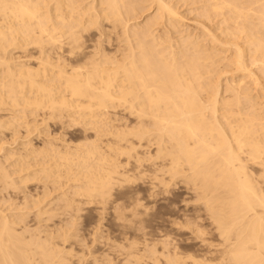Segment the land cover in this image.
I'll return each instance as SVG.
<instances>
[{"label": "bare ground", "instance_id": "obj_1", "mask_svg": "<svg viewBox=\"0 0 264 264\" xmlns=\"http://www.w3.org/2000/svg\"><path fill=\"white\" fill-rule=\"evenodd\" d=\"M185 1L203 3L205 11L201 17L208 22L219 18L218 33L214 27L210 30L207 24H202L206 28L202 35L210 38L214 47L226 44L227 49H234L227 52H230L227 58L221 55L228 60L231 73L240 74L226 91L221 79L219 82L218 77H212L216 51L220 48L202 43L205 39L201 36L199 39L198 32L197 36L185 33L184 37L179 34L178 40L172 42L169 37L166 41L164 32L178 30L175 21L185 17L180 15V7L177 8L174 0H0V135L5 128L10 131L13 127V139H9L19 141L12 144L14 150L10 148L3 154L9 160L14 159L6 162L15 167L13 172L17 175L22 173L19 179L24 184H29L31 179H39L36 182L40 184L45 178L44 190L40 189L43 194H37L30 204L32 209L37 208L41 219L54 214L53 209L60 204L55 207V200L61 197L66 206L76 210L80 197L88 200L99 197L105 202L104 197L109 196L107 193L117 179L133 177L129 176L131 168L140 170L150 164L156 167V173L177 175L178 181H191L197 186L199 199L205 201L212 218L219 224L225 243L230 242L227 254L221 252L228 255L227 260L232 259L235 264H264V0ZM142 2H149V7L140 5L141 11L154 6L151 12L154 13L148 15L143 25L142 21L134 22L130 30L128 22L139 18L142 12L138 5ZM154 21H161L168 30L164 26L163 35L160 29V35L154 34ZM105 23H110L113 31L117 26L125 29L128 38L123 36L127 44L121 55H118L119 49L116 55H111V47L107 48L115 45L113 41L117 39ZM178 47L182 49L177 51ZM38 54L44 56L38 57L41 60L36 59L38 64L34 65L31 61ZM247 77L251 81H246ZM228 90L230 94H224ZM51 118L53 123L59 119L61 130L66 125L69 128L79 125L83 139L73 144L66 132L56 136L49 127ZM41 123L46 127L41 130L42 125L38 133L35 129ZM17 125L25 128L28 137L22 142L16 136L22 132ZM34 131L42 144H35ZM3 135L0 149L2 142L7 143ZM7 145L11 146L7 143L4 147ZM1 158L0 180L9 188L14 187L17 180H12L13 172L8 171L7 163ZM251 164L257 167V172L252 171ZM49 182L55 186L58 196L51 197ZM21 189L24 188L21 186ZM11 200L9 203L14 202ZM8 201L3 202L4 207ZM2 205L0 264H63L56 262L60 259L56 255L61 246H53V241L49 243L51 246L47 241L42 244L34 241L38 232L29 237L25 235L34 220L24 224L23 206H19L22 212L17 206L15 211L20 213L10 214V208L6 211ZM62 231L67 232L64 228ZM53 233H48L50 240ZM180 255L182 259L184 256ZM170 258L169 264L174 261ZM191 258L194 264L200 261ZM181 259L177 258V264H186L188 259ZM207 260L202 263L211 264L212 259L210 263Z\"/></svg>", "mask_w": 264, "mask_h": 264}, {"label": "rangeland", "instance_id": "obj_2", "mask_svg": "<svg viewBox=\"0 0 264 264\" xmlns=\"http://www.w3.org/2000/svg\"><path fill=\"white\" fill-rule=\"evenodd\" d=\"M175 2L178 3L176 5L177 8L178 7L181 8V9L180 8L178 9L179 12L182 13V14L180 13V15L181 16L183 15V17L185 15L184 18L181 17V18H183V20L185 22H183L182 19H179L180 21H178V20L175 21V22H177V24L179 25L181 30L177 25L178 30L176 28L171 29V31H173V35L171 34L172 32L170 30H169L170 33L168 32V34H167V31H166V34H165L164 28L166 26L161 24V21L160 22L154 21L152 23L153 24L152 28H154L153 30L155 32H153V33L160 35V34H158V32L161 30L159 33H162V35H163V32H164V36L166 37L165 38L166 41H169L167 39L170 37V40L172 42L175 41L176 38L178 40L180 37H184L185 35H188V33H190L193 36H197V34L199 33L198 34L199 39H202V38H203L202 40L205 39L202 43H205L207 46L213 47L215 49L220 48L219 50L217 49V51H216L217 56L215 57V60H216L215 63L217 61L218 62L216 64L214 63L215 66L213 64L214 69L212 70V73H213L212 77L213 76L215 78L218 77L219 82L222 81L221 84H222L223 90L225 89L224 91H226L228 86H229V83L233 84V82L236 79L240 78L239 73H238L239 75L236 73H234V74L231 73V71H230L231 69L229 68V63H227L228 60L226 59L227 56H230V52H233L234 49L233 48L232 49L230 48L231 50L227 49L228 46L226 44H222L223 46H220V44H217V45L215 44L216 47H214V45H213L214 42L209 40L210 38L204 37L202 35V34H205L204 32L206 30V28H205V30L203 29L204 25L202 28V24H205V25L207 24V28H209V29H210V27H211V29H212V27H214L215 28V29L213 28L214 32L216 31L218 33V29L216 30V26H218V24H217L218 22H216V21L219 20V18H217V20H216V18H214L212 21L210 20V22H208V20H205L204 18H202L201 16H202L203 12L205 11V8L202 7L203 3H201L202 4L201 5L200 2H198L199 3V7H198V3L197 4L192 3L191 1L190 2L185 1L186 4H185L184 0L183 1L181 0L180 4H179L178 0H174V4H176ZM190 3H191V5H190ZM188 4L190 5V7ZM140 5H142L143 8L145 6H147V8H148L149 2H144V4L142 2L138 6H140ZM142 6H140V8L138 7L140 10V11L139 10L138 11L142 12V13H139V16H137V18L138 17L139 18L136 19V21H135L136 17L133 18L134 20L131 19L130 24H129L130 21L128 22V25L130 26V30L133 29V27H134L133 23L134 22H135L134 24H137V23H140L142 21L140 24H142V23L144 24V22H146V20L149 18L150 14L152 15L154 13V12L151 13L152 9L154 10V8H153L154 6L150 8L151 10L150 9L147 10L145 8V11L143 9H142L143 11H141ZM194 12H195V14H194ZM143 13H144V17H143ZM200 13H201V15H200ZM164 21L167 22L166 19H164ZM170 21L171 20H169V22ZM182 23H183V25H180ZM107 25H109V26H107ZM107 25H106V23L104 24V26L105 27L107 26L108 28L111 26L110 23H107ZM208 25H210V26H208ZM118 27H119V29H118ZM121 27L117 26L116 30L114 28V31H113V28L110 27V29L113 32L112 36L114 37V39H117V40H114L112 37V40H114L113 43L116 42L114 44L115 45L117 44L116 46L113 44H112L113 46L112 45L107 46V48L111 47L110 49L112 51L109 49L110 52L113 53V54L110 53L111 55H116L118 53V51H116V49L120 50L118 55H121L125 51L124 48H126V44H127L125 38L127 37L126 36L127 34H124L125 29L122 30L123 27L122 28ZM199 27H201V29ZM167 28L168 27H166L165 30H168ZM189 28L193 29V32H195V33L190 32ZM199 29L201 31H199ZM120 30H122L124 32H122ZM178 31H180V32H178ZM117 32H119V33L122 32V33H120V34L118 33L119 35H117ZM131 32L132 31H130V33ZM176 34H178V35H176ZM179 34L180 35L183 34V35L180 36ZM166 35H168V37ZM174 35H175V37H174ZM115 36H116V38H115ZM118 36H120V37H118ZM123 36H125V38ZM200 36L202 38H200ZM172 37L175 39H173ZM123 38H124V41H123ZM202 40H200V41H202ZM208 41L212 42V44H210V42H208ZM118 42H119V44H118ZM167 44L170 45V42H167ZM175 47H177V46H175ZM177 49H176L177 51H180L179 49H182V48L178 47ZM109 50H107V51H109ZM122 50H124V51H122ZM223 51H225L226 53ZM228 51H230L229 54L227 53ZM226 54H227V56H226ZM221 55L222 56L224 55L223 57H226V58H223ZM43 56H44V54H43ZM43 56L42 55L40 56V54L34 56V58H33L34 60L32 59L33 62L31 61V63L34 65H37L38 64L37 60H39L38 57H43ZM28 62L30 63V61H28ZM249 63H251V62L249 61ZM218 64H219V66H218ZM224 66H225V68H224ZM250 66L252 67V65H250ZM254 67H255V65H253V68ZM226 68L229 70H226ZM255 68H254L255 71L257 70L256 72L260 76L263 75L262 72L259 73L260 70L257 69V67H255ZM221 70H222V72H221ZM213 71H215V72H213ZM225 71H227V72H225ZM224 73H227V74L225 75ZM219 74H221V75H219ZM234 75L236 77H234ZM229 76H231V77H229ZM242 76H244V75H242ZM214 77H213V79H214ZM219 78L221 79V81ZM249 78L250 77H247V78H245V80L251 81L252 78L251 79H249ZM262 78H263L262 81H264V76ZM225 82H226V84H225ZM224 94L229 95L230 91L228 90L227 93L225 92ZM65 119H67V118H65ZM53 120L54 119H52V120L48 119L49 127H51V130H53V131H51L52 133L54 132L53 134H55V135L58 134V136H59V135H61V131H62V133L66 132L67 133L66 136L68 135L67 136L68 140L72 141L73 144H74V142L79 143V141L81 139H83V136H82L83 133L81 132L82 130H80L79 125H78L79 127L77 125L76 126L72 125L73 127H70V128H69V125H66V127L63 128V130H64L63 131V130H61L62 127L60 125H58L59 119H57L58 121L55 119L57 122L55 121L54 123H53ZM40 125L41 126L39 127V129H35L37 132L45 124L43 125V123H41ZM17 126H18L17 128L19 130L21 129L22 132L19 131L20 133L16 136L22 142L23 139L26 140L28 137H26L27 135L25 136V133H26L25 128H23L19 125H17ZM19 127H21V128H19ZM45 127L46 126L41 128V130L45 129ZM10 128H11L10 131H9V128H5L4 129L5 133L3 132L4 135L2 134L5 137V138L3 137L4 138L3 141H5V139H6V142L9 145H11V146L7 145L8 147L7 146L4 147L7 143H4L5 145L3 144V142L1 143L3 145V147H2V149H0V157H2L1 159L2 160L4 159L3 161H5V162L7 160H9V159H7V155H6L7 152L6 151H8L10 148H11V150H14L15 146H12V144L15 145V143L18 144V142H19V141L13 142L11 140V139H13L12 137L14 135L13 132H14L15 128H13V127H10ZM7 129H8V133H7ZM67 130H68V132H67ZM58 131H60V132H58ZM9 132H10V134H9ZM11 132L13 135L11 134ZM34 132H33V135H34ZM37 132H35V135L33 138H35V144L40 145V142L42 144L43 141L42 140L40 141V139H38V140L36 139ZM55 132H58V133H55ZM20 134L23 135V137L20 136ZM80 134H81L82 138L79 137ZM2 135H0V136L2 137ZM8 135H11V136H8ZM6 136H7V138H6ZM24 136H25V138H24ZM20 137H21V139H20ZM9 138H11V139H9ZM70 138H72V139H70ZM7 139L9 140V142H11V144L8 142ZM74 140H76L77 142ZM38 142H39V144H38ZM3 148H5V149H3ZM4 152L6 154H3ZM2 155H4V156H2ZM9 161L11 163V161H14V159L12 158V160L10 159ZM9 161H7V162H9ZM5 162H4V165H5ZM6 167H9V169L7 168L9 172H13L14 171L13 168H15V167H13V168L10 167L9 163H7ZM154 168L156 169L155 166L153 167V165H150V164L144 165L143 168H141L140 170L135 168V170L133 171L134 168H131L129 176H133V177H130V178L128 177L126 179L120 177L119 179H117L118 181L113 183V187L111 185L110 188H112V189L111 190L109 189V192L107 193L109 196H105L104 197L105 199L103 198L105 200V202H103V200L99 197L97 199H92L93 201L91 199L88 200V198L85 197V198H87L88 202L85 200V198L82 197L83 198L82 199L80 197L79 202H78V205L79 204L80 205L79 206L77 205L79 210L78 209L76 210V208L73 209V207L71 208V207L66 206V203L64 202L62 197L60 199L63 201H61L60 199H56L57 201L55 200L54 205H55V207L57 205L58 206L53 209L54 214H52V215L54 217L52 215H47V216L44 215L45 219L43 217H42L43 219L39 218L37 215V208L35 207L36 209L34 208L35 209L34 210V209H32V205L30 206V204H32V202H33V200L37 194H39V193L43 194V191H41V190H44L45 184L43 182L46 181L45 178H43L44 180L42 179L43 182H42V180L39 181L40 184L42 182L41 185L38 184V182H36L39 179H35V181L33 179H31L30 181H28V182H30L29 184L25 183L28 186L27 187L20 180L22 173L19 174V172H18V175H17V172H13L12 180L13 179H14L13 181L17 180V182H15V184H14V187L9 188L8 186L5 185L4 180L3 181L0 180V191L5 188L3 191L0 192V195H1L0 197H2V195H5V198L3 197L4 200L2 198H0V202L3 204L2 205L0 203V205H2L3 206L2 208L5 209L6 211L9 210L8 212L10 214L15 211V208L17 206H18L17 207L18 209L17 208L16 209L19 211H20V207L23 206V207H21V209H23L24 212H26L25 217L27 218V219L25 218L26 222L24 221V224L29 225V222L34 220L28 226L30 231L28 232V234H26L27 233L26 232L25 235L29 237L33 233H34V235H36L38 232L39 235L37 234V236L34 238V241L36 240V242H40L41 244L43 242L46 243V241H47V243H46L47 245L49 243H51L52 241L54 242V240H55L56 242L55 243L52 242V245L53 244L57 245L58 248L60 246L62 247V249L59 248V250H58L59 252L57 253L56 258L57 259L60 258V259L58 261L56 260V262L61 261L60 263H63V264H65V262H66V264H169L168 258H170V257H171L170 258L171 260L174 259V261H172L174 263H172L171 261H170V263L171 264H177V258L181 259V257H179V255L181 253L183 255L181 254L180 256H184L181 259L182 261H186L188 259L186 261V264H188V263L194 264V263H192L193 261L190 260L191 256H192V258L196 257V258H194L195 260L198 258L197 262L200 259L201 262L199 261L196 264H203L204 262H206L207 259H208L207 262H209V263L212 259L211 264H214V263L215 264H235V263H233L232 259H231L232 261L227 260V258H229L228 255H224L221 253L223 250V252L227 254V249L229 247L230 242L226 241L227 243L228 242L229 243L228 244L225 243V240H224L225 237H222L223 233L220 232L222 230L219 229L220 228L219 224L217 223L216 220H214V217L212 218L213 215L206 208V205L204 203L205 201L202 198L199 199L198 190H197V188H195L197 186L194 187V183L191 181L187 182L190 185H188L186 182H185L186 183L185 184L181 179H179V181H178L177 177H176L177 175L171 176L172 174H169V173H166L167 175H165V174L162 175L161 173L159 174V172L156 173ZM250 168L253 169L252 170L253 172H257L256 166L251 164ZM142 169L144 170L143 172H142ZM145 170H148V171H145ZM145 173H148L149 175L148 174L146 175ZM152 173H154L155 179H154ZM131 174H134V175H131ZM143 174H145V175H143ZM14 175L15 176L17 175V176L15 177ZM157 175H159V177ZM160 176H163V180L161 179ZM129 179H131V180H129ZM32 181L35 183H32ZM120 181L123 183L122 185H121ZM151 181H153V182H151ZM70 182H72V181H70ZM16 183H18V184H16ZM19 183H21V184H19ZM191 183H193V184L191 185ZM22 184H24V186ZM30 184H31V186H29ZM50 184L53 186L52 183H50ZM50 184L47 186H49L51 189V197L58 196V194L56 193V190L54 189L55 186H53L51 188ZM3 185H5V186H3ZM17 185H20V186H17ZM153 185H154V187H153ZM187 185L189 186V188ZM195 185H197V184H195ZM2 186H3V188H1ZM21 186L24 189H21ZM68 186L69 185H67V187ZM15 187H16V190H15ZM34 187H35L34 191L36 189H38L35 192L33 191ZM8 189L15 190V191H12L13 192L12 193L11 190H8ZM24 190H26V191H24ZM28 190L30 191V193L28 192ZM5 191H7V192H5ZM14 192H15V194H14ZM32 192H34V193L32 194ZM57 192L60 193L59 190ZM19 193H21V194H19ZM27 193H29V194H27ZM11 195H14V196H11ZM15 195H16V198H15ZM6 196H8V197H6ZM9 196L12 198H10ZM31 198H32V200H31ZM6 199H7V201L8 200L10 201L12 199L11 201H14V202L9 203V201H8L7 205L5 204L7 207L6 206L4 207V203L7 202ZM94 200H95V202H94ZM96 201H98V202H96ZM23 202H24V204H23ZM20 203H22V204H20ZM57 203H60V204H57ZM63 204L66 207H64ZM54 205H53V207H54ZM24 206L25 207L27 206V207L25 208ZM61 206H62V208H61ZM7 208H10V209L7 210ZM27 209H28V211H27ZM57 209L61 214L59 212H57ZM62 209H63V212H62ZM17 210L15 211V214L22 212V210L20 212L19 211L17 212ZM208 211L210 212V214ZM57 213H59L60 215H58ZM36 219H39V220H36ZM57 220H59V221L57 222ZM53 223H54V225H53ZM34 224H36V225H34ZM38 224H39V226H38ZM57 224L60 225L61 230ZM40 225H42V226H40ZM41 227H43V228H41ZM47 227L52 228V229L55 228V230L47 229ZM62 228H64V230H67V232L65 231L66 232L65 234H67V235L63 234L64 231H62ZM58 230H59V232H57ZM51 231L55 232V233L52 234V236L53 235L54 236L53 237L51 236L53 239L51 238V240H50V234H48V233H50ZM40 234L42 236H40ZM56 234L58 236H56ZM62 234L64 237L62 236ZM59 236H60V238H59ZM65 236H67V239H65ZM41 237H42V239H41ZM61 237H62V239H61ZM46 238H49V239L46 240ZM37 239H38V241H37ZM233 240L234 239H232L230 241H233ZM57 241L59 243L61 242L60 244H62V245L57 243ZM224 243L226 246L224 245ZM34 246H35V244H34ZM49 246H51V244H49ZM177 252H178V254H176ZM140 254L143 257H141ZM219 255H223L226 257L219 258V257H221ZM168 256H170V257H168ZM36 257L38 258V255ZM135 257H137L138 260L140 259L141 261H138V260L136 261ZM209 257H211V259ZM213 259H216V260H213ZM222 259H224V262H222L223 261ZM62 260L65 262H63ZM183 264H184V262H183Z\"/></svg>", "mask_w": 264, "mask_h": 264}]
</instances>
